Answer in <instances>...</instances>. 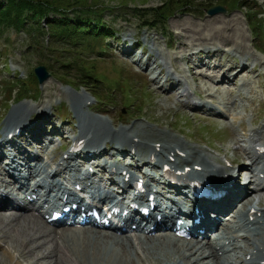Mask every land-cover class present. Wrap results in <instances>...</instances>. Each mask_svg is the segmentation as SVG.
I'll return each instance as SVG.
<instances>
[{
  "label": "bare ground",
  "instance_id": "obj_1",
  "mask_svg": "<svg viewBox=\"0 0 264 264\" xmlns=\"http://www.w3.org/2000/svg\"><path fill=\"white\" fill-rule=\"evenodd\" d=\"M250 1H252L250 4L264 10L262 8L264 0L260 4L256 0ZM190 42L193 43L194 41L191 39ZM183 44L176 49L178 53L184 51L187 53L188 50L189 52L192 50L191 46L189 48L187 44ZM193 44L204 46L208 43ZM207 49L210 54L206 53L207 55H204V59H207L206 62H204V59L197 60L195 58L192 60L190 58L194 66L187 68L188 73L191 72L195 75V81L204 82V79L208 81L206 82L208 84L206 88L200 87L201 92L199 94L201 96L198 97V100L191 97L186 88V81H182L180 78H184L183 75L176 77L174 72L170 70L173 66L177 68L176 63L180 62L177 59L178 55L174 58L175 64L173 63L170 66L166 64L153 65L151 62L146 63L145 70H147V73L144 72L143 75L147 76L148 73L157 68L158 71L150 77L149 81L156 84L162 75H167V79L164 81L167 86L165 88L159 86L154 90L156 94L159 96L170 95L169 101L174 93L177 92L178 94L180 92L182 87L181 93L176 97L182 110L186 111L190 107L186 103H190L193 114L215 121L219 119L226 128L228 126L232 127V120L237 116L233 114L235 106L234 100L231 98L234 96L239 99L240 95L225 90L228 96L227 99H220L217 102L214 100L207 101L205 98H210L212 95L209 81L216 76H221L220 80H243L241 87L244 92V88L248 86L247 77L256 76L262 79L260 73H254L256 64H251L250 61H257L260 65L264 62H261L248 48L240 47L241 51L247 49L246 53H241L240 49L232 48L231 52H234L235 58H217L218 49L221 51V46L218 44H208ZM149 50L154 51L153 48ZM122 51H130L129 53H131V46L127 45ZM203 54L195 53V55ZM149 58L151 60L158 59L159 55L155 56L152 53L148 55L147 59ZM246 60L250 61L246 62ZM241 70H247L245 75H241ZM234 71L236 72L232 74ZM245 76L246 79H244ZM257 85L264 87V82L257 83ZM249 92L254 93L253 88H249ZM83 101L86 102L85 99ZM75 104L78 105L76 106L77 110L81 111V104L78 102ZM219 106L227 109L226 116H222L218 112ZM32 111L33 108L30 106H16L9 112L2 124L0 132V211L3 214L0 213V215L4 216H0V218L3 217L7 221V225L14 224L17 222L16 219L34 220L37 226L36 234L33 236L36 248L29 251L37 248L42 251H40L39 258L34 261L35 264H39L41 260H47L46 264H116L118 261H121L120 264H122V261L123 264H264V191L249 190L250 186L238 183L235 178L229 176L225 182L216 186L208 182L218 193L223 192L219 198L213 199L212 194L196 196L192 193L195 191V183L198 179L208 181L211 174L220 172L237 174L241 166H244L243 171H247V178L252 182L258 180L264 182V124L247 129L240 122V132L231 131L232 136L236 138L234 141L235 155L234 157H227L223 153L225 154L223 158L212 152L210 149L214 148L208 144L207 146L210 149L202 145L190 144L188 146L179 140L169 139L166 135H161L162 139L157 141L154 138L157 135L153 128L151 130L145 125L133 123L128 125L127 128L122 126L114 129L110 127L108 122L99 117H88L83 110L79 114L75 112L79 120L77 126L79 132L72 137L82 147L78 152L67 151V157L61 158L59 162L55 161V155L52 154L50 163H48L42 161L43 159L36 151L27 152V147H24V145L31 146L32 142L43 146L44 141L49 139V135L44 133V123L46 122L30 124V120L27 121ZM46 117L47 115L42 116V118ZM48 118L45 121H48ZM251 123L254 124V121ZM52 131L57 133L61 130L54 128ZM64 133L63 130L61 137H65ZM157 133L159 134V131ZM16 139L25 144H19ZM7 146H10L11 150ZM47 150L48 148H45L42 153L45 155ZM214 151L218 152L216 149ZM114 152L120 156L116 157L120 161H109ZM171 157L174 159L171 160ZM18 158L22 162H19ZM126 158H130L133 168L135 167L141 172L142 180L140 181H142L143 187L149 191V195L153 196L152 202L147 199L148 195L146 198L142 197L141 194L139 196L140 199L146 202V224L159 221L160 225L164 226L169 220L173 222L177 219L173 218V213L179 215L183 211L193 213V208L196 207L200 218L198 229H203V234L195 232L191 238L186 239L177 237L172 231L159 228L149 232L135 233L131 237L132 235L126 233L115 234L85 228L72 230L60 226L62 223L59 224L60 227H49L43 213L39 212V208H35L32 204H30V207L24 205L18 210L13 208L14 200L27 199L25 188L31 184H33V188L32 192L29 193L30 196L35 195L37 197L38 190L41 188L45 190L44 199L58 190L66 195L67 199L73 198L71 188L62 185L61 180L57 178L59 173L67 174L68 178L74 179L75 184H78L80 188L89 190L94 189V185L99 181L107 179V185L111 183L119 185V191L125 194L127 184L121 183V180H124L127 174L131 176L130 180L132 182L137 180L130 172V167L124 164ZM91 159L97 160L95 166L99 169V176L90 171L92 170L90 168L94 169L93 165H87ZM32 161L35 163H31ZM53 163L55 169L53 171L47 169L49 164ZM72 163L77 166L87 165V168L77 174L75 173L77 167L74 168ZM141 164H145L144 166L151 165L152 169ZM164 166L169 167L166 173L172 174V177H166L169 180L167 183L164 181V185L156 188L152 187L150 182L152 179L159 177L161 168ZM108 169L112 171L107 173ZM23 170L26 171V174L22 173ZM155 170H158L157 175L153 173ZM5 172L10 178L7 182L2 180ZM122 172H125V174L123 175ZM107 185L102 190L98 189V195L104 199L114 198V192ZM182 196L183 199L180 198ZM166 199H170V201L166 203ZM123 203L124 200H120V205ZM164 204H168L166 209L169 212H160V217L156 218L155 213H153L154 210L160 209ZM29 208L34 211L38 210L37 214L24 212ZM13 209L16 211H12ZM229 209H232L231 214L233 212L237 214V218L241 215L236 225L225 221L230 216L229 213L225 215ZM257 224H259L258 227ZM215 234L218 236L215 237L214 241V238H210V236ZM1 238L5 244L9 240L6 235H0V240ZM131 243H136V245L131 246L134 249H130L128 253ZM47 244L50 247L46 249L44 247ZM0 251H2L0 255L10 253L1 244ZM130 252L133 253L130 255ZM141 254L146 255L144 263L140 261ZM25 255L24 252L19 254L20 257ZM169 255L171 257L167 258ZM16 259L13 257L12 261L16 262Z\"/></svg>",
  "mask_w": 264,
  "mask_h": 264
},
{
  "label": "rangeland",
  "instance_id": "obj_2",
  "mask_svg": "<svg viewBox=\"0 0 264 264\" xmlns=\"http://www.w3.org/2000/svg\"><path fill=\"white\" fill-rule=\"evenodd\" d=\"M98 1L104 3V5L112 6L117 10L113 13L105 12L102 18L105 25H112L115 28V38L110 41L108 40L107 52L98 55L95 53V50H97L96 48L82 55L67 54L71 59L79 55V65L83 64L86 66V69L88 68L89 71L87 72L91 75L89 81L92 82L93 86L95 85L91 88L92 92L100 96L102 98L101 100H103V103L98 104V107L95 105L96 103L90 92L80 87L78 69L80 70L81 67H77V65L73 63L74 60L72 61L73 66H75L73 69L70 68L72 64L63 66V64L59 62L53 61L51 57L52 50H50L52 43L50 41H45L44 37L36 36L37 33L34 31L35 27L38 26L36 21H29L24 31L22 29L16 31L8 28L0 34V120L3 121L9 112L16 106L26 105L32 107L33 111L30 112L27 121L30 120V124H42L44 121L46 122L44 123V133L47 135L55 133L52 135V142L46 144L48 150L45 155L41 152L46 148L45 144L44 146L36 147L35 143L32 142L34 143L33 145L36 152L42 157L44 162H49L53 156L52 154L55 155L54 159L57 162L62 156L66 155L71 142L70 136L78 132L77 126L79 120L76 113L79 114L83 110L88 117H99L108 122L110 127L114 129L122 126L127 128L128 125H132L133 123L145 125L151 130L153 128L157 135L154 136V138L157 141L162 139L161 135H166L167 138L179 140L188 146L191 144L195 146L203 145L206 147L207 143L210 147L218 151L214 153L223 158L225 154L227 157L234 156L232 147L234 146L236 138L232 136L231 131L235 130L236 133L240 132L237 127L239 122L244 123L245 128H253L255 126L252 125L251 119L256 117L258 123L264 124V116L261 113L264 109V87H258L256 85L257 83L260 84L262 81L264 82V64L260 65L257 61L246 60V62L250 61L251 64H256L254 73L261 72L260 75L262 74V79L256 76L252 78L247 77V79H249L248 81L251 82L253 86H247L244 88V92L241 91L242 98L238 99L234 96L231 98L234 100L235 109L237 111V122L235 126L233 124L232 127L228 126L227 128L219 119H216L217 121L206 119L197 114H193L187 109L186 111L182 110L175 98V94L169 101L170 95L159 96L156 94L154 90L159 88V86L162 88L167 86L166 82H164L165 79H167V75H162L161 78L157 80L156 84H152L149 81L150 77L158 71L157 68L151 73H148L147 76L143 75L144 72L147 73V70H145L146 63L151 62L153 65L166 64L170 66L173 63L175 64L174 58L178 55L177 59H179L178 61L180 62L176 63L177 68L173 66L174 68L171 67L170 70L174 72L177 77L183 75L184 78L180 77L181 80L187 81L190 94L192 97L198 99V97L201 96V94H199L201 88H206L208 86L206 82L208 81L205 79L204 82H200L199 79V81H195V75L191 72L188 73L187 68L193 65V63L190 62V58L193 60L195 58L197 60H202L204 59V55H207L206 53L210 54L207 49L208 44H218L221 46V51L219 49L217 51V58H235L234 52H231V50L234 48L240 49V47H242L248 48L259 60L261 59V62H264V40L261 38L260 33L253 34L254 31H260L258 29V22L257 26H252V23L256 24V20H262L261 22L264 21V10L250 5L252 1ZM256 1L258 4L262 2V0ZM87 3L92 5L91 0H87ZM164 5L165 8H162ZM215 5L225 6L226 12L212 16L207 14L205 10ZM148 8L163 9L162 16L164 18L162 19L165 21L163 26L161 24H157L156 26L143 25V21L141 22V20H138L131 14L135 12L133 10L139 9L143 11ZM262 8H264V2ZM69 13V15L73 14L72 12ZM247 15L255 20L251 23L249 20L250 17H247ZM48 17L49 20L55 19L59 17V14L52 11L48 13ZM28 30L32 31L33 34L31 36L27 33ZM239 36L241 37L239 38ZM189 39H192L194 41L193 43L208 44L198 46L191 43ZM103 42V39L99 41L96 40L94 46H97L98 43L102 44ZM131 42L132 44H140L144 49L143 52L140 53L138 49L137 51L132 49V55H123L122 49L127 45L131 46V44H128ZM183 43L187 44L189 48L191 46L192 50L190 52L188 50L187 53L185 51L178 53L176 49ZM148 48H153L154 51H149L147 50ZM197 51L200 54H205L195 55L194 53ZM123 52L129 53L130 51ZM240 52L246 53L247 49L242 51L240 49ZM152 53H154L155 56L158 54L159 58L153 60L150 58L147 59L148 55ZM206 61L207 59H204V62ZM39 65L44 66L48 70L50 76L41 84L36 80L35 85L31 86L30 74L33 72L34 67ZM234 73L235 71L232 74ZM60 75H62V78L59 77ZM68 77L73 81L72 85L75 89L69 86L66 80H64ZM219 77L220 76L213 77V79L209 81L212 95L210 98H205L207 101L214 100L217 102L220 99H227L228 96L226 91H224L227 89L232 90L234 94L239 91L238 83L240 81L234 82V84L227 87L225 82L222 83L218 81ZM251 79H253L256 84L253 83ZM29 85L31 87H29ZM249 88H253L254 93H250ZM19 96L27 97V99L24 100V102L21 101L22 103L20 104H16L19 103L17 102ZM83 97L89 99L88 105L92 104L95 106L88 108V105H83L85 103ZM77 102L81 104V111L77 110L76 106L78 105L75 104ZM220 108L223 107L221 106ZM43 115H47V117L42 118L41 116ZM47 118L48 121H45ZM223 127L226 128L227 136L228 138L230 137V139L223 137L222 132L225 130ZM54 128H58L62 132L64 130L65 137H61V131H58V133L53 132L52 130ZM1 129L2 127L0 128V132ZM157 131H159V134ZM24 147L32 150V148L27 145H24ZM34 147L33 151L30 152H34ZM113 156L118 157L119 155L114 153ZM113 156L112 159H114ZM54 166V164H50L47 169L51 170ZM95 172V174H97L98 169L95 170ZM244 175L245 173L241 172L236 177L241 181L245 179ZM0 213H2V211H0ZM228 213H231V211ZM229 218L230 216L226 220L228 223L232 222ZM4 220L3 217L0 218V235L8 236L9 240L5 244L1 238L0 244L3 248L9 250L10 253L8 255H0V264H35L34 261L39 258L42 251L38 248L29 251L30 249L36 248V243L33 242V236L36 234L37 227L34 220L24 221L22 219H16L17 222L12 225H7V221ZM130 235L133 237V232H131ZM134 245H136V243L130 244L128 253L130 249H134L131 247H134ZM48 247H50V245L48 246L47 244L44 248L47 249ZM138 247L140 246L138 245ZM28 251L29 253H27ZM1 252L2 251H0V254ZM22 252L26 253L24 257L19 256ZM131 253L133 252H130V255ZM141 255L140 261L143 262L145 261L146 255ZM13 257L15 259L18 257L16 262L12 261ZM170 257V255L167 256V258ZM46 261L47 260H41L39 264H46ZM119 262L121 261H118L116 264H120ZM123 263L122 261V264Z\"/></svg>",
  "mask_w": 264,
  "mask_h": 264
},
{
  "label": "trees",
  "instance_id": "obj_3",
  "mask_svg": "<svg viewBox=\"0 0 264 264\" xmlns=\"http://www.w3.org/2000/svg\"><path fill=\"white\" fill-rule=\"evenodd\" d=\"M91 1L92 5H89L87 0H0V34L8 28L24 31L29 21H36L39 26L34 29L37 33L36 36L48 38L52 43L50 50H52L53 61L68 66L74 60L73 63L77 67H81L80 70L78 69L80 85L91 89L95 85L93 86L89 81L91 75L87 72L88 68L86 69L83 64L79 65V55L96 48L95 53L98 55L103 54L104 50L106 51V45L98 43L97 46H94V43L96 40L99 41L114 35L115 28L105 25L102 18L105 12L117 11L114 7L104 5L101 1ZM159 8H148L143 11L133 10L135 12L131 14L141 22L143 21V25L161 24L163 26L165 23L162 19L164 18L162 16L163 9ZM162 8H165V5ZM52 11L58 13L59 17L49 20L48 13ZM69 12L73 14L69 15ZM41 19L46 20L45 27L40 25ZM249 20L251 23L253 22L251 17ZM252 26H256V24L252 23ZM27 33L30 36L33 34L30 30ZM67 54L79 55L73 56L74 58L71 59ZM70 68L73 69L75 66L72 64ZM59 77L62 78V75ZM30 79V85H35L36 78L33 73L30 74ZM64 80L68 84L73 83L69 77ZM30 85L29 87H31ZM22 97L19 96V98ZM100 98L98 99L100 100Z\"/></svg>",
  "mask_w": 264,
  "mask_h": 264
},
{
  "label": "water",
  "instance_id": "obj_4",
  "mask_svg": "<svg viewBox=\"0 0 264 264\" xmlns=\"http://www.w3.org/2000/svg\"><path fill=\"white\" fill-rule=\"evenodd\" d=\"M206 12L210 15H214L217 13H225L226 8L224 6L216 5V6H213L209 9H207ZM34 74L36 75L39 83H43L50 76L47 69L42 65L36 66L34 68Z\"/></svg>",
  "mask_w": 264,
  "mask_h": 264
}]
</instances>
